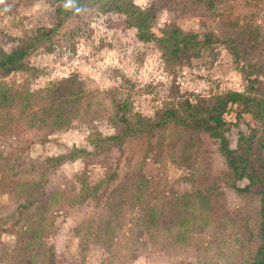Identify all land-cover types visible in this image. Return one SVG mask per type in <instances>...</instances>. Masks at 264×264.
Returning <instances> with one entry per match:
<instances>
[{
    "label": "rangeland",
    "instance_id": "374dc122",
    "mask_svg": "<svg viewBox=\"0 0 264 264\" xmlns=\"http://www.w3.org/2000/svg\"><path fill=\"white\" fill-rule=\"evenodd\" d=\"M134 2L155 7L156 29L175 23L184 31L228 38L221 23L225 16L249 21L264 35V0H178L174 6H166L165 0ZM59 6L53 0H0V49L10 53L41 29L53 28ZM250 59L263 69L264 81V55ZM26 66L0 75V85L37 94L75 79V97L85 98L68 109L72 125L62 130L30 126V115L21 108L25 99L17 109L0 114V128L5 127L0 129V264H243L256 252L258 240H248V230H255L262 202L225 185L227 167L216 140L174 128L135 136L104 155L66 163L45 180L48 197L55 201L46 209L44 223L36 215L39 204L20 214V205L37 196L40 172L16 173L74 148L93 153L91 137L115 134L113 99L129 101L133 114L154 120L179 98L196 102L244 92L247 82L224 45L190 62L168 65L155 44L137 39L124 16L97 4L66 21L36 48ZM227 119L234 121V115ZM238 130L246 127L231 130L232 147ZM200 190L212 196L220 216H207L204 223L193 202L186 232L178 236L164 198ZM111 205L118 207L119 217ZM163 210L161 221L168 226L150 224L148 215L158 218ZM34 226L40 238L30 247L36 242L29 237Z\"/></svg>",
    "mask_w": 264,
    "mask_h": 264
},
{
    "label": "trees",
    "instance_id": "16d2710c",
    "mask_svg": "<svg viewBox=\"0 0 264 264\" xmlns=\"http://www.w3.org/2000/svg\"><path fill=\"white\" fill-rule=\"evenodd\" d=\"M201 1L199 0V3ZM53 2L60 5L57 9L55 26L51 29H41L38 35L10 53L0 49V75L7 76L26 70V60L40 44L59 33L66 21L98 4L103 11L115 12L124 16L126 25L136 29L137 39L143 43L155 44L161 51L164 62L168 65L190 62L201 53L210 51L213 46L224 45L247 82V88L244 92L228 91L199 99L196 102H191L189 99H176L167 104L154 120L145 119L140 113L133 114L129 101L113 99L114 112L111 121L115 125V134L103 136L98 133L95 137H91L93 153L86 149L74 148L67 154L47 158L41 164L16 173H28L32 170L40 172V181L35 184L37 196L34 200L20 205L22 210L20 214L39 204L36 215L43 216L39 224L44 223L46 209H49L55 201L52 197H48L45 189L47 177L70 161L87 158L94 154L104 155L120 147L129 138L150 134L163 128H174L184 133H204L219 143V153L227 167V173L224 174L226 176L225 185L233 188L239 195L256 197L262 202L256 228L254 231L248 230V240L252 241L255 237L258 240L257 249L243 264H264V81L260 77L263 69L250 59L252 54L257 59L264 55V35L260 27L249 21L232 20L224 16L221 23L226 29L225 35H231V37L219 38L210 32L201 34L184 31L175 23L156 29L154 26L157 15L155 7L142 8L134 0H53ZM177 2L178 0H165L166 6H174ZM75 84H79L78 81L70 79L37 94L22 93L0 85V114H3L2 111L7 108L17 109L19 103L25 99L27 100L26 105L21 108L24 109L23 114L30 115L27 118L30 126L48 130L69 128L73 118L68 109L72 108V105L80 104L85 98L84 94H76L75 97L73 90ZM36 107L38 110L33 109ZM229 114L234 115V121L230 122L227 119ZM248 120L254 121L255 124L250 125ZM241 124H244L246 130H238L236 145L232 147L230 132L232 129H239ZM0 129L4 131L5 127ZM110 181L111 179L107 182ZM241 183L244 185L241 186ZM138 188H141V185ZM214 190L217 191V188ZM206 191L200 190L186 197L168 195L164 198V210L167 212L170 210L173 213L172 226L175 223L180 229L178 236L186 232L183 226L191 220L189 215L194 213L193 202L197 203L200 209V217H198L204 223L207 216L214 214L220 216L216 210V202L212 196L206 194ZM94 192L96 193L97 190L95 189ZM111 207L115 210L116 217H119L118 207L115 205ZM164 210L158 217L159 219L153 213L149 214L150 224L167 227L168 223L161 221ZM107 229L110 232L113 230L112 227ZM153 230L151 228L148 232ZM29 232L30 239L36 241L35 243L32 241L30 247L32 244L35 247L40 238V229L34 226L29 229ZM180 240H185V237L181 236Z\"/></svg>",
    "mask_w": 264,
    "mask_h": 264
}]
</instances>
